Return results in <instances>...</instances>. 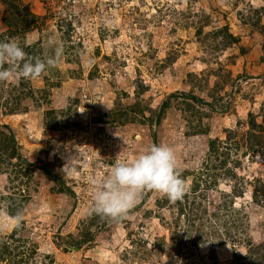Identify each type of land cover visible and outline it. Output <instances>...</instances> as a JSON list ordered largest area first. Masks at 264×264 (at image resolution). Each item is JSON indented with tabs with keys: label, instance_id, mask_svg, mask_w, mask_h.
Masks as SVG:
<instances>
[{
	"label": "rangeland",
	"instance_id": "obj_1",
	"mask_svg": "<svg viewBox=\"0 0 264 264\" xmlns=\"http://www.w3.org/2000/svg\"><path fill=\"white\" fill-rule=\"evenodd\" d=\"M23 3L40 18L47 17L26 35L25 42L31 45L40 42V48L48 54L53 45L59 46L63 55L55 67L34 81L0 82V126L15 135L19 153L27 162L34 163L44 156L48 145L53 146L47 161L56 166V173L72 194L53 192L54 183L40 170H35L26 184H19L18 192L16 185L21 182H12L13 172L3 169L0 245L18 224L6 212L7 197L16 192L23 204L20 212L23 218L15 244L36 250L31 264H249L248 248L238 242L217 245L200 237L177 250L181 236L173 237L174 230L166 227L170 215L156 204L162 195L151 190L143 192L126 218L103 224L91 246L79 250L67 248L66 236L77 235L79 223L89 217L93 182L110 173L118 155L121 161H131L152 145L166 144L174 149L178 170L189 190L191 175L200 174L204 165L209 138L224 140L227 129L245 131L249 112L258 122L262 120L264 32L241 23L237 10L246 11V3L264 8V0H23ZM202 12L210 16L207 26L194 20V15L200 17ZM6 13L0 1V33L5 30L2 19ZM261 22L264 23V15ZM225 25L239 38V43L215 49L212 30ZM199 27L202 32L197 36ZM67 32L68 35L64 34ZM52 69L64 76L60 78V87L55 86L58 78L50 77ZM47 77L50 81L45 80ZM21 81L25 88L36 90L47 84L51 95L39 107L27 99L25 112L10 108L7 99L10 92H19L17 86ZM139 84L144 88L142 95L135 92ZM175 94L170 107L159 116V122L154 121L162 102ZM186 95L212 104L214 110L206 111L208 116L202 119L209 129L206 135H191L196 125L194 120L187 121L182 111L185 101L190 102ZM75 98L77 103L73 102ZM137 102L135 119L125 120L122 125L108 120L98 122L104 111H121ZM195 105L203 111L209 108H203L199 102ZM49 110L55 112L58 128L45 118ZM63 119L65 123H61ZM152 134L156 135V143ZM230 152L225 169L238 168L231 161L246 162L243 149L235 148L233 142ZM259 162L254 167L244 163L236 173L248 181L252 177L264 181V158ZM234 184L232 180H220L218 188L207 193L210 203H219L220 192L228 193ZM251 189L250 183H244L240 197L244 203L251 202ZM259 220L258 215L253 216L252 226L247 228L254 244L264 242L257 227ZM155 238L161 241L158 253L151 245ZM145 240L148 245L139 248L140 241Z\"/></svg>",
	"mask_w": 264,
	"mask_h": 264
},
{
	"label": "trees",
	"instance_id": "obj_2",
	"mask_svg": "<svg viewBox=\"0 0 264 264\" xmlns=\"http://www.w3.org/2000/svg\"><path fill=\"white\" fill-rule=\"evenodd\" d=\"M0 1L5 6L7 12L2 19L5 30L0 33V40L14 37L24 47L29 57L44 58L45 53L48 51L44 52L40 48L41 43L37 42L31 45L25 42V38L30 31L42 25L47 17L44 16L40 18L32 13L29 5L23 3V0ZM234 5H236V2ZM245 7H247L246 11L243 9L237 10L239 21L243 24H249L251 26L250 28L253 30L260 29L261 32H264V23L262 24L261 22L264 15V8H253L251 5H248V3L245 4ZM164 15L165 14H163V16ZM194 20L196 22H204L207 26L210 16L202 12L200 17L195 14ZM201 32L202 27L196 29L197 36H199ZM64 34L68 35V32ZM211 37L214 39V42L216 41L215 49H218V47L219 49L228 48L239 43V38L230 33L226 25L213 29ZM68 48L71 49V46H68ZM240 52L243 53L244 50L240 49ZM261 60H264V56L261 57ZM62 76L63 74L59 70L52 69L50 77L58 78L55 81L56 87H60V78H62ZM89 76L91 77L92 74ZM45 80L50 81L48 77L45 78ZM17 87L19 92H10L7 104L10 108H14L20 112H25L27 110V106L24 105L27 99L31 100L32 105L39 107L42 106L43 103L48 100V96L51 95L50 89L48 88L50 86H47V84L45 87L36 90L30 86L25 88V84L21 81L18 83ZM135 92L138 95H142L144 92L143 86L141 84L137 85ZM176 96V94L168 96L166 100L162 102L154 117V121L157 123L159 122V116L170 107L171 98ZM185 98L190 102L188 103L185 101L182 111L185 113L186 120L192 122L194 120L196 125L195 129H192L193 131L190 132L191 135H206L209 129L202 119L204 116H208L206 111L214 110L212 104L194 95H189ZM73 102L77 103L78 99H73ZM197 102L204 105L203 108L209 107L210 109H204L205 111H203L200 107L195 105ZM138 103L139 102L128 106L121 111L114 109V111L105 113L103 110L102 118H100L98 122H107L106 120H108L110 123L113 122L122 125L125 123V120H133L135 119V115H137L138 110L136 107ZM70 110L71 109H69V111ZM126 111L132 113L128 114ZM45 118H49L50 121L54 123L55 128H58L60 125L56 124L55 112L52 110L45 112ZM65 122L66 119H63L61 123ZM245 125L247 129L242 132L238 130L235 132L233 129H227L224 140L219 138L208 139L206 153L203 159L204 165L200 174L191 175V177H193L191 185L182 200L173 203L164 196L156 200L158 207L166 209L168 215H170L167 218L169 219L167 220L168 222L165 223L168 230H174L173 237L181 236L179 239L180 247L177 246V250H181L185 244L189 242L193 243L195 239L200 237H205V240L211 239L217 245L226 241L238 242L240 245L248 248V255L246 256L247 263L264 264V242L262 241L259 244H254L247 232V228L252 226L253 216L258 215L261 220H259L257 227L261 230L262 240L264 239V181L255 177H252L251 181H248V178H244V176H240L236 173V170L239 169L242 164L244 165V163H246L248 166L254 167V165L260 163L259 161L264 158V105L262 109V120L258 122L255 115L249 112L245 120ZM237 131L239 133H237ZM235 137H238L237 141H235ZM152 140L156 143L155 134H152ZM232 142L235 148L243 149L246 162L242 163L238 160L231 161V163L233 162L238 168L225 169L224 167L230 159ZM52 147L53 146L48 145V148L44 152V156L37 158L34 163L27 162V159L22 157L19 153V146L15 135L9 130L5 131L3 127L0 126V174L4 172L3 169L5 168L6 171L13 172V179H11V181L16 182L18 180L21 182L16 185V190L19 192V184H22V182L26 184L27 179H30L35 170H40L54 183L55 186L52 187L53 192H68L72 194L69 187L65 185L64 179L56 173V166H51L47 161ZM248 168L249 167H246V170H248ZM222 169L224 170L221 171ZM181 176L184 178L183 174H181ZM220 180L223 182L232 180L235 184L230 187L228 193L224 191L220 192L219 203L211 204L207 193L218 188ZM244 183H250L252 187L250 191L251 202L249 204L244 203L242 199H240L243 195L242 190ZM240 184L243 185L241 186ZM14 188L15 187H13V189ZM20 198V194L16 192H12L8 195L6 212L10 218L14 217L18 212H21L23 204ZM160 220H164V218H160ZM108 221H110V223L112 222L109 219H104L96 215L91 209L89 217L79 223L77 235L69 234L66 236L67 248L79 250L84 246H91L95 233L103 224L108 223ZM19 229L20 223L13 228V231L7 236V239L0 245V263L31 264L30 259H33L36 250L32 248L22 249L20 244H15L19 241L18 237H16V233ZM154 240L155 242L151 245L155 246L153 249H156L155 251L158 253L160 252L161 241L160 238H155ZM164 244L165 242L163 240V245ZM147 245L148 243L146 240L140 241L138 247L142 248ZM141 254L143 255L142 251ZM147 255L148 253L146 252L145 256Z\"/></svg>",
	"mask_w": 264,
	"mask_h": 264
},
{
	"label": "clouds",
	"instance_id": "obj_3",
	"mask_svg": "<svg viewBox=\"0 0 264 264\" xmlns=\"http://www.w3.org/2000/svg\"><path fill=\"white\" fill-rule=\"evenodd\" d=\"M63 55V49L53 45L51 54L44 58L29 57L16 38L0 40V82L14 79L36 80L55 67ZM92 211L113 222L126 218L144 191H155L170 202L182 200L187 192V181L178 170L175 151L161 144L152 145L131 161L119 159L110 173L93 182ZM22 213L12 220L19 223Z\"/></svg>",
	"mask_w": 264,
	"mask_h": 264
}]
</instances>
